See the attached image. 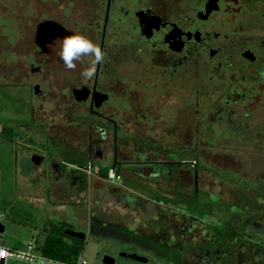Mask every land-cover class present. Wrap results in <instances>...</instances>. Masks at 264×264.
<instances>
[{"label": "flooded vegetation", "instance_id": "1", "mask_svg": "<svg viewBox=\"0 0 264 264\" xmlns=\"http://www.w3.org/2000/svg\"><path fill=\"white\" fill-rule=\"evenodd\" d=\"M84 7L58 26L105 52L94 78L81 76L90 56L66 68L58 51L53 58L45 50L44 36L37 56L53 66L33 69L39 83L0 85V102L8 100L1 88L19 86L31 103L28 116L0 129L14 143L25 185L85 188L97 172L96 184L117 191L177 187L189 170L195 182L198 167L170 153L197 150L205 137L264 154V0H86ZM46 75L55 80L48 91ZM106 169L117 182L106 180ZM215 257L216 249L203 255Z\"/></svg>", "mask_w": 264, "mask_h": 264}, {"label": "rangeland", "instance_id": "2", "mask_svg": "<svg viewBox=\"0 0 264 264\" xmlns=\"http://www.w3.org/2000/svg\"><path fill=\"white\" fill-rule=\"evenodd\" d=\"M84 4L86 0H0V85L39 83L41 75L33 69L41 63L53 66V60L37 56L41 38L45 36V50L53 57L71 35L58 25L77 19ZM43 77L48 91L46 84L55 80ZM19 88H1L8 100L0 102V129L16 126L18 115L29 114L31 103ZM11 99L14 105H9ZM10 131L20 133L15 127ZM247 144L260 147L259 142ZM201 145L181 156L170 153L173 160H186L187 168L197 163L195 182L189 170L177 187L117 191L96 184L97 172L85 188L29 187L16 165L14 143L0 138V246L16 249L31 242L40 247L46 236L42 227L66 222L69 230L85 234L79 262L86 264H102L104 255L114 258V264H264V154H245V147L227 140L205 137ZM216 229L226 236L219 237ZM207 249L218 250L219 257L204 260ZM120 253L145 257L147 263Z\"/></svg>", "mask_w": 264, "mask_h": 264}, {"label": "trees", "instance_id": "3", "mask_svg": "<svg viewBox=\"0 0 264 264\" xmlns=\"http://www.w3.org/2000/svg\"><path fill=\"white\" fill-rule=\"evenodd\" d=\"M107 172L108 170L106 169L102 175L106 177ZM57 223L59 224H47L42 227L46 236L40 247V253L43 257L53 262L76 264L84 248L85 239L78 240L64 235V230L70 229L69 224L66 222ZM101 228V230H105V228ZM216 232L221 238L226 236L225 231L222 229H216ZM192 251L193 249H191Z\"/></svg>", "mask_w": 264, "mask_h": 264}, {"label": "clouds", "instance_id": "4", "mask_svg": "<svg viewBox=\"0 0 264 264\" xmlns=\"http://www.w3.org/2000/svg\"><path fill=\"white\" fill-rule=\"evenodd\" d=\"M91 57V64L81 72V76L86 80H91L96 74V66L105 61V52L100 46L88 37L79 33L66 36L62 39L59 51V59L66 68L76 67V62L83 57Z\"/></svg>", "mask_w": 264, "mask_h": 264}, {"label": "built area", "instance_id": "5", "mask_svg": "<svg viewBox=\"0 0 264 264\" xmlns=\"http://www.w3.org/2000/svg\"><path fill=\"white\" fill-rule=\"evenodd\" d=\"M118 176L115 172L110 169L107 172L106 180L110 182H117ZM3 261L5 264L7 261L17 262L20 264H35L38 261L53 263V264H64L53 262L46 259L40 253V247L31 242L27 243L23 248L9 249L3 246H0V263ZM76 264H86L84 261L79 262V259Z\"/></svg>", "mask_w": 264, "mask_h": 264}, {"label": "water", "instance_id": "6", "mask_svg": "<svg viewBox=\"0 0 264 264\" xmlns=\"http://www.w3.org/2000/svg\"><path fill=\"white\" fill-rule=\"evenodd\" d=\"M4 232V226L0 223V234ZM64 235L78 239V240H83L85 239V234L81 233V232H75L69 229L64 230ZM120 257L122 258H128L131 259L133 261L139 262V263H147V259L145 257H141L138 256L136 254H131V255H127L125 253H120L119 254ZM102 264H114L115 263V259L108 256V255H104L102 257ZM0 264H3V261H1Z\"/></svg>", "mask_w": 264, "mask_h": 264}, {"label": "crops", "instance_id": "7", "mask_svg": "<svg viewBox=\"0 0 264 264\" xmlns=\"http://www.w3.org/2000/svg\"><path fill=\"white\" fill-rule=\"evenodd\" d=\"M41 246H42V245H41ZM41 246H40V247H41ZM10 264H16V263L10 261Z\"/></svg>", "mask_w": 264, "mask_h": 264}]
</instances>
